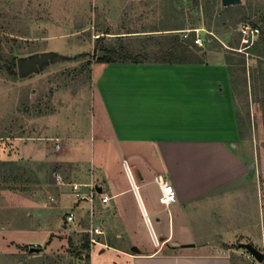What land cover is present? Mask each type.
<instances>
[{
	"label": "crops",
	"instance_id": "crops-1",
	"mask_svg": "<svg viewBox=\"0 0 264 264\" xmlns=\"http://www.w3.org/2000/svg\"><path fill=\"white\" fill-rule=\"evenodd\" d=\"M96 65L101 67L95 75ZM93 76L88 111L77 113L68 101L50 119L42 115L38 134L0 135L5 140L0 163L41 165L52 193L50 203L39 189L32 194L16 187L0 190V253L41 256L57 252L69 240L80 247L71 225L93 228L96 213L110 204L124 228H145L152 249L140 247V236L127 248L109 246L98 235L99 243L89 245V264H233L226 252L210 245L227 242L226 233L216 228L218 221L222 227L235 226L225 205L208 232L199 215L191 214L208 203L229 200V192L247 183L249 165L234 148L238 117L223 55L207 52L205 62L193 64L96 62ZM156 178L175 191L169 207L159 201ZM74 185L91 201L76 198ZM104 196L108 204L101 203ZM124 197L136 205L131 213L140 225L123 210ZM70 213L75 215L72 222L67 221ZM187 244L193 246H182ZM166 247L182 249L162 253ZM104 249L116 255H106Z\"/></svg>",
	"mask_w": 264,
	"mask_h": 264
},
{
	"label": "rangeland",
	"instance_id": "rangeland-1",
	"mask_svg": "<svg viewBox=\"0 0 264 264\" xmlns=\"http://www.w3.org/2000/svg\"><path fill=\"white\" fill-rule=\"evenodd\" d=\"M211 4L212 0H178L175 4L171 0H0V135H36L43 126V116L50 119L68 101L77 113L88 111L94 91L93 69L96 58L105 55L104 49L111 50L114 58L125 51L145 62H159L168 46L167 37L175 32L167 29L184 19L186 27H196L194 33L201 45L209 38L220 45L204 47L206 56L207 52H214L225 59L226 49L241 48V25L255 24L259 33L264 29L260 20L264 18V0H241L223 21L211 19L219 0L213 9ZM208 24L216 33L207 31ZM258 39L259 36L245 50L227 54L232 63L229 77L239 121V139L234 148L249 165L247 183L229 192V200L208 203L203 210L191 213L199 215L204 231L208 232L213 230L211 226L218 218L220 206L225 205V215L234 220L235 226L222 227L218 221L216 228L226 233L227 242L210 245L226 252L233 264H264V43L256 44ZM43 54H49L47 60L25 78H19L17 65L13 75L6 70L11 55L17 64ZM80 54L85 56L75 58ZM100 67L96 65L95 75ZM4 141L0 140L3 149ZM48 177L41 165L0 166V190L16 187L32 194L39 189L49 202L52 193ZM3 200L0 195V204ZM123 203L126 206L123 210L128 212V209L140 225L131 213L136 212V205L125 197ZM118 211L121 213L122 209ZM96 214L97 220L92 225H98L104 234L100 241L128 248L129 242L140 236V247L152 249L153 241L150 234L144 233L145 228H124L122 217L110 204ZM65 217L66 214L61 215L64 221ZM74 225H71L72 234L77 236L75 240L80 236L81 242L92 227ZM178 229L175 226V233ZM156 238L160 239L157 233ZM69 245L34 257L27 251L4 250L0 253V264H86L78 244ZM245 245L258 250L262 259H256ZM176 250L166 247L162 253ZM98 251L99 248L95 249L94 256ZM104 252L112 257L116 255L107 249Z\"/></svg>",
	"mask_w": 264,
	"mask_h": 264
},
{
	"label": "trees",
	"instance_id": "trees-1",
	"mask_svg": "<svg viewBox=\"0 0 264 264\" xmlns=\"http://www.w3.org/2000/svg\"><path fill=\"white\" fill-rule=\"evenodd\" d=\"M171 2H172V4H175L176 2H178V0H171ZM217 2H218V0H215V2H214V0H212V4H211L212 9L214 8L213 6H215L217 4ZM219 3H220V0H219ZM234 6H236V5H234ZM234 6L222 7L221 5H219V6L216 5V10L214 11V17H211V19L223 21L224 17H226V14L232 8H235ZM237 7H238V5H237ZM260 20L264 25V18H262ZM198 21H199V19H198ZM185 24H186V20L183 19V21H181L180 23H175V25L171 26L170 29H167V30H174L175 32L170 33L173 35H169V37H167L168 46L164 50L165 56L163 55L162 59L159 62H162V63H178V64H181V63H185V64L203 63L206 60V52L204 51V47L217 48L220 46L216 42L215 39H213V41H211V38H209V37H208L209 39H204L202 41L201 46L197 45L196 43H194L195 33H194V31H192L193 29H196V27H192V25H191V27H186ZM252 26H256V25L252 24ZM206 29L208 32H211L213 34H214V32L216 33V30L214 31L211 29L210 24L207 25ZM164 30H166V29H164ZM148 40H151V39H148ZM258 43H260V44L264 43V29H262L261 33H259V39H258V42L256 44H258ZM165 46H166V43H165ZM252 47H254V46H252ZM236 49L237 48H231L230 47V48L225 50V64L227 65L228 71H230V69H231L230 65L232 63L229 59L230 57L227 54H229L230 52L237 53ZM104 51H105L104 52L105 55H103L102 57H97L96 62H98V63H111V62L141 63V62H145V61H142L138 56L130 55V54L126 53L125 51H122L120 53V56L117 58L113 57L114 53L111 50H105L104 49ZM232 54H234V53H232ZM83 56H85V55L80 54V55L75 56V58L83 57ZM166 57H170V59H166ZM15 65H16L15 58L11 55L9 62L6 64V70L9 74H12V75L15 74V71H14ZM237 121H238V119H237ZM238 126H239V121H238ZM4 165H6V163H3V162L0 163L1 167ZM88 236L89 235L87 233H85L83 235L81 244L79 245L80 247H78V249L81 251L80 254L83 255L84 260L86 261V264H89V255H88L89 237ZM69 244L71 245L70 240H69ZM108 245L112 246L110 244H108ZM23 248L28 250L27 247H23ZM82 252H84V253H82ZM29 253L33 254L31 251H29Z\"/></svg>",
	"mask_w": 264,
	"mask_h": 264
},
{
	"label": "built area",
	"instance_id": "built-area-1",
	"mask_svg": "<svg viewBox=\"0 0 264 264\" xmlns=\"http://www.w3.org/2000/svg\"><path fill=\"white\" fill-rule=\"evenodd\" d=\"M193 30L194 32H197V29H193ZM239 34H240L241 48L237 49V51H242V49L245 50L249 48L251 45H253L255 39L259 36V28L256 26L244 24L240 26ZM194 43L201 46L200 38L198 37L197 34L195 36ZM54 141L57 142V139H55ZM56 148H58V145H56ZM156 182L158 183L160 187V197H159L160 203L163 204L165 207H169L176 200L174 189L168 182L162 180L161 178H156ZM78 189H79L78 185L73 186V190L75 191L76 198H80L82 200L88 199L91 201L92 199L91 195H89L88 197L81 196L80 193L78 192ZM108 201H109V198L106 196L101 198V203L107 204ZM74 219H75V215L73 213H70L67 216L68 222H72L74 221ZM88 232H89V245L92 246V245L98 244L99 242L96 239V236L103 235L102 231H100L98 228L93 227L89 229Z\"/></svg>",
	"mask_w": 264,
	"mask_h": 264
},
{
	"label": "water",
	"instance_id": "water-1",
	"mask_svg": "<svg viewBox=\"0 0 264 264\" xmlns=\"http://www.w3.org/2000/svg\"><path fill=\"white\" fill-rule=\"evenodd\" d=\"M241 0H220V5L222 7L239 5ZM49 54H43L40 56H34L29 58L28 60L18 61L17 62V73L19 78H25L28 75L32 74L36 71L39 65L47 60ZM97 192H100V189H97ZM183 247H191L193 244L182 245ZM246 249L258 260L262 259V254L256 250L251 245H245ZM133 251H137L135 247L132 248Z\"/></svg>",
	"mask_w": 264,
	"mask_h": 264
}]
</instances>
